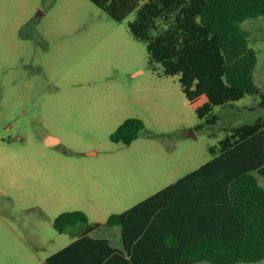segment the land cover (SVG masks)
<instances>
[{
    "label": "rangeland",
    "instance_id": "374dc122",
    "mask_svg": "<svg viewBox=\"0 0 264 264\" xmlns=\"http://www.w3.org/2000/svg\"><path fill=\"white\" fill-rule=\"evenodd\" d=\"M132 16L116 21L90 0H0V264H44L82 233L120 246V226L103 224L110 214L209 161L222 127L264 115L260 97L245 95L197 128L178 75L148 67ZM242 26L264 93V16ZM128 117L143 121L138 137L112 141ZM71 210L88 225L59 233L53 219Z\"/></svg>",
    "mask_w": 264,
    "mask_h": 264
},
{
    "label": "trees",
    "instance_id": "16d2710c",
    "mask_svg": "<svg viewBox=\"0 0 264 264\" xmlns=\"http://www.w3.org/2000/svg\"><path fill=\"white\" fill-rule=\"evenodd\" d=\"M145 44L148 67L178 75L197 115V128L213 125L217 105L264 93L254 80L257 52L242 24L264 16V0H90ZM144 126L123 120L110 139L129 144ZM209 147L212 158L120 213L105 226H120L122 247L106 237L80 234L45 258L44 264H212L264 259V115L222 127ZM88 216L63 211L53 227L65 232Z\"/></svg>",
    "mask_w": 264,
    "mask_h": 264
},
{
    "label": "crops",
    "instance_id": "0c3cea01",
    "mask_svg": "<svg viewBox=\"0 0 264 264\" xmlns=\"http://www.w3.org/2000/svg\"><path fill=\"white\" fill-rule=\"evenodd\" d=\"M49 137H50V138H55V139H57L56 137H53V136H49ZM110 227H112V226H110ZM93 237H106V238L109 239L110 243L113 245V240L110 239L108 236H93ZM114 242L117 243V244H119V243H118L119 240H115ZM120 242H121V243H120V246H115V245H113V246L118 247V248H121V247H122L121 235H120Z\"/></svg>",
    "mask_w": 264,
    "mask_h": 264
}]
</instances>
